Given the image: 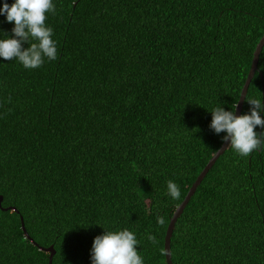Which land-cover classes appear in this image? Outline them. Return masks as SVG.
<instances>
[{
    "label": "trees",
    "instance_id": "trees-1",
    "mask_svg": "<svg viewBox=\"0 0 264 264\" xmlns=\"http://www.w3.org/2000/svg\"><path fill=\"white\" fill-rule=\"evenodd\" d=\"M53 3L57 59L25 69L0 58V264H49L40 247L51 246L53 264H92L94 239L123 229L143 264H167L171 218L225 142L211 111H236L264 0ZM13 27L0 15V39ZM247 97L264 105V48ZM171 247L173 264H264V145L248 156L228 147Z\"/></svg>",
    "mask_w": 264,
    "mask_h": 264
},
{
    "label": "clouds",
    "instance_id": "clouds-1",
    "mask_svg": "<svg viewBox=\"0 0 264 264\" xmlns=\"http://www.w3.org/2000/svg\"><path fill=\"white\" fill-rule=\"evenodd\" d=\"M53 0H14L11 5L4 0L0 15H6L9 24L14 23L12 35L0 39V58L6 61L17 59L25 69H36L49 61L57 59L56 42L52 39L53 29L46 25L47 14H55ZM29 44L28 48L24 45ZM250 114L237 116L236 111H225L217 107L211 111L210 128L216 134L226 133L225 142L241 156H248L264 145V133L258 134L257 126L264 128V119L260 113L264 105L257 98L246 97ZM168 194L179 199V186L172 180L167 181ZM160 226L165 225L163 217H157ZM147 239L158 244L156 236L149 234ZM138 241L134 233L128 229L105 231L94 239L91 252L92 264H143L137 251ZM163 249L161 253L163 254Z\"/></svg>",
    "mask_w": 264,
    "mask_h": 264
},
{
    "label": "water",
    "instance_id": "water-1",
    "mask_svg": "<svg viewBox=\"0 0 264 264\" xmlns=\"http://www.w3.org/2000/svg\"><path fill=\"white\" fill-rule=\"evenodd\" d=\"M263 48H264V35H263L262 39L259 41V43H258V45H257V47H256V49L254 51L252 66H251L250 72L248 74L247 80H246V82L244 84V87L242 89L239 102H238V104L236 106V114H237V116L242 115V110H243V106H244V103H245L244 99L248 95V91H249L250 85H251V83H252V81H253V79L255 77V74H256V72L258 70L260 56H261ZM229 146H230V142H224L223 143V145L218 150V152L211 158V160L208 162L206 167L200 173V175L196 179L195 183L190 188V190H189L187 196L185 197L184 201L177 208L176 212L174 213L173 217L171 218V221L169 223V226H168V229H167V232H166V237H165V256H166L167 264H173L171 243H172V237H173L175 225H176L178 219L182 215V213L185 210L186 206L188 205L189 201L194 196V194L196 193L198 187L201 185V183L203 182V180L205 179V177L207 176L209 171L212 169V167L214 166L216 161L226 152V150L228 149ZM2 200H3V198L0 197V204L2 203ZM6 210H11V211H14L16 213H19V211L15 207H9ZM21 221H22V229H23L24 233L26 234V237L28 239H30V237H29V235L27 233L26 227H25V223H24L23 217H21ZM40 250L45 251L47 253H50L49 264H53V257H54V255L56 253L54 246H51L49 248L40 247Z\"/></svg>",
    "mask_w": 264,
    "mask_h": 264
}]
</instances>
